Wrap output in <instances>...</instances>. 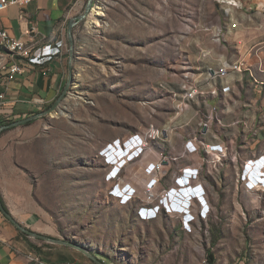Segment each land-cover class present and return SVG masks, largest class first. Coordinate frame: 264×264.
Segmentation results:
<instances>
[{
	"label": "rangeland",
	"instance_id": "1",
	"mask_svg": "<svg viewBox=\"0 0 264 264\" xmlns=\"http://www.w3.org/2000/svg\"><path fill=\"white\" fill-rule=\"evenodd\" d=\"M194 2L98 0L103 15L92 18L98 24L86 19L78 26L84 58L75 63L79 74L59 113L5 132L29 151L22 168L44 208L38 220L106 264H209V254L212 264H264V206L245 210L244 217L242 211H217L212 223L196 219L187 228L176 215L141 222L133 200L121 205L110 196L120 177L107 182L111 168L103 150L161 127L174 114L165 84L187 67L174 36Z\"/></svg>",
	"mask_w": 264,
	"mask_h": 264
},
{
	"label": "crops",
	"instance_id": "2",
	"mask_svg": "<svg viewBox=\"0 0 264 264\" xmlns=\"http://www.w3.org/2000/svg\"><path fill=\"white\" fill-rule=\"evenodd\" d=\"M217 1L195 0L187 24L174 36V44L184 55L182 65L187 67L179 79L165 84L166 92L172 95L173 112L183 100L182 85L186 81L199 86L205 96L187 101L182 112L164 122L158 128L161 138L153 140L148 151L134 154L119 180L121 188L130 185L136 189L132 203L141 207L146 189L153 187L159 196L163 190L175 187L174 178L182 169L199 168V181L194 185L202 184L205 190L210 212L206 219L199 220L206 224L216 219L217 211H242L244 217L245 210L255 213L264 206V193L246 190L238 179L245 161L264 155V0H234L237 7ZM85 6L82 0H35L23 9L10 7L0 13V28L10 37L29 44L35 42L36 47L47 45L38 50L37 57L52 56L51 61L44 59L41 64L20 62L24 72L13 81L0 73V91L5 93L0 121H18L42 113L62 95L69 79L68 24L84 13ZM22 12L24 20L20 19ZM93 19L88 17L87 25ZM80 24L73 30L75 76L79 74L76 61L84 58V34H78ZM32 25L38 29L34 39L29 37ZM232 65L241 66V71H229L225 78L215 77L214 71ZM225 86L230 88L229 93L210 94ZM205 120L206 127L202 126ZM6 135H0V198L23 226L63 239L56 229L38 220L44 216V208L22 168L28 167L29 151L25 154L24 147H18L14 138ZM188 139H197L207 146L220 145L225 155L183 154ZM116 152L119 154L117 149ZM160 162L162 168L156 172L154 167ZM182 196L186 198L187 194ZM199 209L196 204L193 213ZM72 250L21 236L0 212V264H32L28 260L31 255L48 264H88Z\"/></svg>",
	"mask_w": 264,
	"mask_h": 264
},
{
	"label": "built area",
	"instance_id": "3",
	"mask_svg": "<svg viewBox=\"0 0 264 264\" xmlns=\"http://www.w3.org/2000/svg\"><path fill=\"white\" fill-rule=\"evenodd\" d=\"M35 0H0V13L7 10L10 7H19L23 9ZM220 4H225L232 7H237V3L234 0H218ZM20 19H26L25 15L20 13ZM38 34V29L35 25H32L29 30V37L34 39V36ZM47 45L43 47H36L35 42L32 44L27 43L23 39H17L10 37L9 34L0 28V73H5L9 81H13L17 75H21L24 72V65L20 62L27 64H41L46 61H51L52 56H38V50L45 49ZM229 71H241V66H222L218 71H214L216 78H225ZM183 100L174 108L175 115L182 112L186 106V102L192 100L198 96H205L204 91L196 85H191L186 81L182 85ZM230 92V88L225 86L221 90H213L211 95L217 96L219 93L227 94ZM5 93L0 91V109L4 106ZM208 120L203 121L202 126L206 127ZM162 133L158 128L151 127L146 134H134L125 140H117L108 145L101 154L104 158L106 165L109 166L110 172L107 174V182H115L119 179L121 172L126 168L130 161H132L133 155L137 152H145L151 148V142L153 140L161 138ZM183 154H193L196 152H204L206 155L210 153H217L219 155H225L224 148L220 145L207 146L203 142L197 139H188L185 141ZM116 149L119 151L117 154ZM116 156H115V155ZM124 160V164L119 167L116 166L118 161ZM117 161V162H116ZM221 161V158L218 159ZM162 168V162L155 165L154 169L159 172ZM200 169L185 168L180 171V175L174 178L175 187L163 190L161 195L156 196L153 192V187L145 190V197L142 201V206L138 209L137 215L141 222H151L162 214L166 215H180L183 220V224L190 228L191 224L196 219H206L210 209L207 205L205 190L202 184L194 185L199 181ZM239 181L244 185L248 191H259L264 193V155H260L249 161L243 163L242 171L238 174ZM159 181V180H158ZM136 189L130 185L120 187V184H116L110 191V196L113 199H117L121 205H127L136 197ZM187 194L186 198L182 195ZM189 194V195H188ZM199 205L200 209L198 213L193 215L195 205ZM28 260L32 264H48L45 260H42L39 256L31 255Z\"/></svg>",
	"mask_w": 264,
	"mask_h": 264
},
{
	"label": "water",
	"instance_id": "4",
	"mask_svg": "<svg viewBox=\"0 0 264 264\" xmlns=\"http://www.w3.org/2000/svg\"><path fill=\"white\" fill-rule=\"evenodd\" d=\"M97 3H98V0H87L84 13L82 15L77 16L76 18L72 19L68 24L67 36H68V41H69V57H70L69 76H68L69 79H68V83H67L66 88H65L64 92L62 93V95L57 99V101L54 103V105L50 109H48L42 113L32 115L28 118L21 119L18 121H14L8 125L0 126V133H2L4 131H9L11 129H15L19 126L26 125L28 123L34 122L38 119H41V118H44L47 116H53L54 113L55 114L59 113L58 109L60 108L61 103L64 101V99L67 98V96L69 94V90L74 83L73 60L75 57V41H74L73 30L78 24H80L81 22L86 21V19H88L89 15H91L93 13V10L95 9V6L97 5ZM0 212L20 233H23L24 235H26L30 239H35V240H38V241L46 243V244L68 247L70 249H73V250L83 254L93 264H106V263L100 261V259L95 254L90 252L82 244H78L76 242L68 241L65 239H59V238H55V237H52L49 235L38 233V232H35V231L28 229L27 227L23 226L14 217H12V215L9 213L8 210H6L4 208L1 199H0Z\"/></svg>",
	"mask_w": 264,
	"mask_h": 264
},
{
	"label": "trees",
	"instance_id": "5",
	"mask_svg": "<svg viewBox=\"0 0 264 264\" xmlns=\"http://www.w3.org/2000/svg\"><path fill=\"white\" fill-rule=\"evenodd\" d=\"M0 51H1V49H0ZM12 122H14V121H0V126H2V125H8V124H10V123H12ZM33 122H31V123H28V124H26V126H28V125H30V124H32ZM6 131H4V132H2V133H0V135L1 134H3V133H5ZM1 199V198H0ZM1 201H2V204H3V206H4V208L7 210V208H6V206H5V204H4V202H3V200L1 199ZM18 233L21 235V236H23V237H25V238H28L26 235H24L23 233H20L19 231H18ZM209 264H212V263H214V257H213V255L212 254H209Z\"/></svg>",
	"mask_w": 264,
	"mask_h": 264
},
{
	"label": "bare ground",
	"instance_id": "6",
	"mask_svg": "<svg viewBox=\"0 0 264 264\" xmlns=\"http://www.w3.org/2000/svg\"><path fill=\"white\" fill-rule=\"evenodd\" d=\"M96 7V6H95ZM95 10V9H94ZM93 10V13L91 14V15H89V17H90V20L93 18L92 17V15H96L95 17H100V16H102L103 15V10L99 7V6H97L96 7V10L94 11ZM95 21V22H94ZM93 22H89V24L90 23H94V24H98V20H94Z\"/></svg>",
	"mask_w": 264,
	"mask_h": 264
},
{
	"label": "clouds",
	"instance_id": "7",
	"mask_svg": "<svg viewBox=\"0 0 264 264\" xmlns=\"http://www.w3.org/2000/svg\"><path fill=\"white\" fill-rule=\"evenodd\" d=\"M123 164H124V160L118 161L117 164H116V166L119 167L120 165H123Z\"/></svg>",
	"mask_w": 264,
	"mask_h": 264
}]
</instances>
